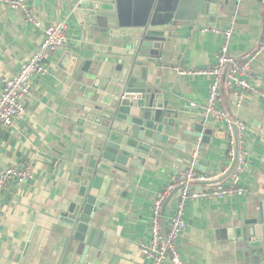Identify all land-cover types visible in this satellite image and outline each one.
Here are the masks:
<instances>
[{
	"label": "crops",
	"instance_id": "1",
	"mask_svg": "<svg viewBox=\"0 0 264 264\" xmlns=\"http://www.w3.org/2000/svg\"><path fill=\"white\" fill-rule=\"evenodd\" d=\"M41 1L36 6L34 0H29L41 27L29 23L18 11H15L16 20L8 24L12 10L0 6V82L4 77L15 76L38 50L46 26L66 22L69 44L54 57L50 56L49 74L33 78V95L27 102L25 115L16 119L13 128L0 131V171L18 166L31 167L34 171L33 181L11 183L0 193L3 209L0 213V264H87L85 254L78 251L79 244L68 245V231L56 220L63 201L76 193L75 168L80 164L76 159L73 131L66 120L75 98L73 82L59 63L66 51L77 43L93 53L99 44L96 40L82 38L76 21L61 11L56 2ZM141 1L126 0V4L131 12L139 11L143 8L139 6ZM244 2L248 5V22L219 19L215 26L201 22L184 28L174 39L163 68L202 70L212 67L223 35L203 30L226 31L233 27L229 54L241 62L252 60L253 74L264 82V51L258 55L253 52L261 42L259 5L255 0ZM162 74L165 76L164 93L170 95L171 109L178 112V131L169 137L184 146L178 145L181 148L178 149L159 144L163 153L156 158V165L144 161L126 182H115L106 205L97 214V226L109 235L99 264H147L141 245L149 240L155 197L165 188L171 175L177 170H188L193 162L194 170L207 176L220 177L226 167L228 148L223 122L207 123V128L213 130L210 143H201L184 133L193 132L197 118L204 116L202 108L209 93V77H181L165 68ZM226 75L224 83L221 81L222 107L233 120L247 126L244 141L251 156L243 177L247 194L189 201L185 214L187 229L179 244L180 255L193 264H264V256L256 263H251L247 256L238 258V249L228 232L253 204L264 174V99L249 95L242 106L237 107ZM261 88L264 92V85ZM191 103L198 107H190ZM173 204V200H169L164 208L165 228H168Z\"/></svg>",
	"mask_w": 264,
	"mask_h": 264
},
{
	"label": "water",
	"instance_id": "2",
	"mask_svg": "<svg viewBox=\"0 0 264 264\" xmlns=\"http://www.w3.org/2000/svg\"><path fill=\"white\" fill-rule=\"evenodd\" d=\"M34 1L36 6L42 3ZM244 1L142 0L139 6L143 8L131 12L126 0H51L76 21L82 38L99 44L93 53L77 43L59 63L73 82L75 98L66 120L73 131L80 164L75 168L76 193L63 201L56 220L68 231V245L79 244L78 251L85 254L87 264H99L104 257L109 235L97 226V214L106 205L115 182H126L144 161L156 165V158L163 153L159 144L178 149V145L184 146L169 137L178 131V112L171 109L170 95L164 93L162 74L174 39L184 28L201 22L210 26L219 19L248 22ZM255 1L262 25L261 45L264 0ZM15 20L16 12L10 11L8 24ZM215 121L198 117L193 132L184 133L210 143L213 130L207 123ZM234 133L238 159L236 128ZM236 166L215 183L223 182ZM228 232L238 258L247 256L251 263L261 262L264 174L253 204Z\"/></svg>",
	"mask_w": 264,
	"mask_h": 264
},
{
	"label": "built area",
	"instance_id": "3",
	"mask_svg": "<svg viewBox=\"0 0 264 264\" xmlns=\"http://www.w3.org/2000/svg\"><path fill=\"white\" fill-rule=\"evenodd\" d=\"M0 6L7 10L18 11L24 18L37 27L41 23L35 18L29 0H2ZM223 35V43L216 55L215 64L202 70H188L181 67H164L173 70L181 77L201 75L209 77V93L204 105L203 114L206 119L213 118L226 126L227 163L219 177L197 173L191 164L188 170H177L171 175L164 189L158 192L151 208L149 224V240L141 245V253L147 264H193L183 260L180 255V241L187 229L185 218L186 204L189 201H200L226 197H242L247 189L241 186L242 175L247 167L249 150L245 146L247 126L244 122L233 120L224 110L221 103V81L227 70V80L236 97V106L241 107L249 95L264 99L262 79L256 77L251 70V62H241L229 54L234 35L233 27L226 31L206 28L203 32ZM68 27L66 22L50 24L44 28L43 40L38 50L26 60L20 71L12 77H4L0 82V131L11 129L16 119L23 117L27 110V102L33 95V78L44 77L50 72L49 58L51 54L67 48ZM264 51V41L256 50L258 55ZM190 107L197 108L196 103ZM237 129L239 155L237 159L234 129ZM196 152L194 157L198 158ZM237 163L235 170L221 183H215L227 175ZM34 180L31 167H8L0 171V193L11 183L26 184ZM169 200H173L172 215L168 228L164 225V208ZM3 209L0 205V213Z\"/></svg>",
	"mask_w": 264,
	"mask_h": 264
},
{
	"label": "rangeland",
	"instance_id": "4",
	"mask_svg": "<svg viewBox=\"0 0 264 264\" xmlns=\"http://www.w3.org/2000/svg\"><path fill=\"white\" fill-rule=\"evenodd\" d=\"M232 39H233V38H232ZM231 41H232V40H231ZM259 46H260V44H257L256 47L253 49V52H255V51L258 49ZM54 55H55V54H51L52 57H54ZM226 74H227V70L225 71V74H224V75H226ZM224 81H225V76H223V78H222V82H223V83H224ZM246 149L249 150V148H247V147H246ZM250 157H251V156H249V157L247 158V163H248V165H249V163L251 162V158H250ZM248 165H247V166H248ZM246 169H247V167L245 168V171H246ZM244 176H245V175L243 174V175H242V180H241V186L244 185V184H243V177H244ZM244 188H245V187H244Z\"/></svg>",
	"mask_w": 264,
	"mask_h": 264
}]
</instances>
